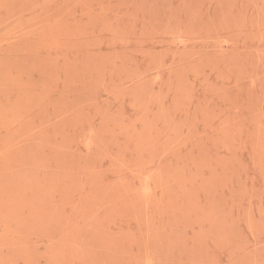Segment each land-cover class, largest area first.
Masks as SVG:
<instances>
[{
	"label": "rangeland",
	"instance_id": "1",
	"mask_svg": "<svg viewBox=\"0 0 264 264\" xmlns=\"http://www.w3.org/2000/svg\"><path fill=\"white\" fill-rule=\"evenodd\" d=\"M0 264H264V0H0Z\"/></svg>",
	"mask_w": 264,
	"mask_h": 264
}]
</instances>
